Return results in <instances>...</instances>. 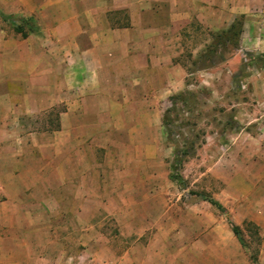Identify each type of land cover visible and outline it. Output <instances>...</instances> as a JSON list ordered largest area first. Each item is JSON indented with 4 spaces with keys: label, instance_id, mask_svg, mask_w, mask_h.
Listing matches in <instances>:
<instances>
[{
    "label": "crops",
    "instance_id": "obj_1",
    "mask_svg": "<svg viewBox=\"0 0 264 264\" xmlns=\"http://www.w3.org/2000/svg\"><path fill=\"white\" fill-rule=\"evenodd\" d=\"M119 11L128 12V26L115 23ZM239 16L252 23V40L264 42V0H0V264H81L68 257L60 235L72 234L69 222L96 214L88 204L116 200L96 184L94 143L114 140L121 123L130 131L138 120L129 106L154 107L141 94L120 100L118 86L106 91L102 77L121 66L134 81L158 66L169 71L173 36L196 23L226 29ZM29 18L34 30L23 37L11 23ZM144 87L152 90L149 82ZM258 138L224 182L227 201L241 203L230 209L245 215L243 230L247 222L259 228L264 264V135ZM92 234L80 228L82 240Z\"/></svg>",
    "mask_w": 264,
    "mask_h": 264
},
{
    "label": "rangeland",
    "instance_id": "obj_2",
    "mask_svg": "<svg viewBox=\"0 0 264 264\" xmlns=\"http://www.w3.org/2000/svg\"><path fill=\"white\" fill-rule=\"evenodd\" d=\"M113 16L115 23L128 26L127 11ZM240 22L239 45L225 46L221 35ZM232 25L213 31L196 23L183 37L173 36L169 71L158 66L152 76L134 81L132 70L121 66L114 75L102 77L106 91L112 84L118 86L120 100L141 94L150 96L154 107L150 113L148 105H128L130 118L138 120L130 131L121 123L114 127V140L101 135L95 141L101 179L96 184L103 185L104 197L115 195L116 200L104 206L88 204L96 214L69 222L72 234L60 235L74 262L254 264L248 250L257 244L252 231H246V250L233 233L232 225L246 229V220L230 209L241 203L227 201L224 181L235 175L231 165L248 160L262 142L264 42L260 36L252 40L254 29L245 16ZM258 32L264 34L262 28ZM148 82L152 90L144 87ZM144 110L147 114L141 115ZM177 154L183 159L178 172L182 182L173 179ZM94 190L91 193L99 186ZM202 195L212 197L223 210L203 201ZM81 227L94 233L86 241Z\"/></svg>",
    "mask_w": 264,
    "mask_h": 264
},
{
    "label": "trees",
    "instance_id": "obj_3",
    "mask_svg": "<svg viewBox=\"0 0 264 264\" xmlns=\"http://www.w3.org/2000/svg\"><path fill=\"white\" fill-rule=\"evenodd\" d=\"M11 25L18 34H21L23 37H27L30 33L33 32L35 24H34V20L32 18H29V19H18L16 21H13ZM27 27L29 28L28 31L26 30ZM242 32H243V26L241 22L240 24L236 23L232 25L226 33L221 35V39L224 40L223 44H225V46H229V45L238 46L241 41ZM182 164H183V159L182 157H180L179 154H177L176 160H175V169L177 173L173 176V179L178 182L183 181L182 177L178 174L179 168H180L179 166H181ZM201 198L203 201L210 203L212 206L217 207L220 210H223V207L221 206V204L217 202L216 200H214L212 197H209L207 195H204V196L202 195ZM247 225H248L249 231H252L253 233L252 235L255 238V241L257 242L256 250H253V251L248 250V245L244 240L245 231L243 230V228L237 225H232V230L234 234L236 235V237L240 240L244 249L248 250L252 262L254 264H258L259 263L258 254H260L262 237H261L259 228L256 226V224L252 222H247Z\"/></svg>",
    "mask_w": 264,
    "mask_h": 264
}]
</instances>
